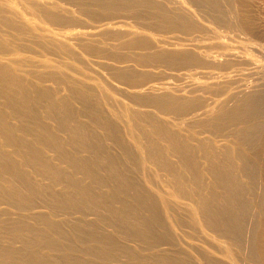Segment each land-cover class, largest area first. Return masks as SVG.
<instances>
[{"label":"bare ground","instance_id":"6f19581e","mask_svg":"<svg viewBox=\"0 0 264 264\" xmlns=\"http://www.w3.org/2000/svg\"><path fill=\"white\" fill-rule=\"evenodd\" d=\"M13 1L0 0V202L23 211L41 196L73 207L75 218L0 213V264H264V41L250 39V19L233 28L226 0H195L242 37L227 39L204 36L210 26L182 0H22L56 25L79 21L68 3L104 17L44 36ZM120 12L141 22L128 27ZM146 24L183 35L159 39ZM124 41L142 63L189 73L147 83L128 61H109ZM98 68L122 84L109 91ZM117 107L134 132L148 128L133 138L154 174L168 176L123 175L141 163L119 139ZM102 138L118 149L104 150ZM106 201L110 208L93 210Z\"/></svg>","mask_w":264,"mask_h":264},{"label":"rangeland","instance_id":"374dc122","mask_svg":"<svg viewBox=\"0 0 264 264\" xmlns=\"http://www.w3.org/2000/svg\"><path fill=\"white\" fill-rule=\"evenodd\" d=\"M15 1H17L16 3L13 1L11 4H12V8L14 9L15 7V9H17V10H15V11H17V12H21V10H23L20 14L21 15H23V17L26 19V20H28V22L33 26V27H35V25L37 26V27H35L33 30H32V34H39V33H41L42 35H43V33H44V36H47V35H50V34H57V36H60L59 34H63L64 33V30L65 31H72V30H75L77 27L79 28H81L82 29V27H87V26H90V25H95L96 23L98 24V22H100L101 20H103L104 19V17H97V16H93V15H90V14H88V13H86V12H84V11H82L79 7H78V5H76V4H74V3H68V5L69 6H71L72 8H73V10L75 11V15L76 16H79L78 18H80L79 19V21H70V22H68V23H65V24H60V25H56V24H53V23H51V22H49L45 17H44V15L36 8V7H34V6H30L27 2H25V1H20V0H15ZM180 1V0H179ZM183 1V3H184V5H186V6H188V7H190L191 8V16L193 17V19L195 20V22H197V23H199V24H206V25H208V26H210V32H203L202 34L204 35V36H207V37H214V36H217V35H223V36H225V38H227V39H242V37L239 35V33H237V32H235L234 30H232V29H230V28H227V27H223L222 25H220V24H218V23H216V22H214V21H212V17H211V15L209 14V12H207V10L206 9H204V7H203V9H200V5H199V2H197V1H195V0H190V1H188V0H182ZM181 1V2H182ZM235 1V2H234ZM222 2H223V0H222ZM222 2H221V4H222ZM225 3H223V8L225 9L227 6H228V8L227 9H225V10H228V12L226 13L227 14V16L229 17V20H230V22H231V24H232V26H233V28H242L245 24V22L247 21V20H249L250 19V21H251V23L253 24V26L252 27H254L253 28V32L252 33H250V35L252 34V37H250V39L251 40H253V41H264V0H226V1H224ZM226 2H228V3H226ZM14 3H15V5H14ZM63 2L62 1H60V4H62ZM199 6H198V5ZM227 4V5H226ZM230 4V5H229ZM234 4V5H233ZM14 5V6H13ZM18 5H20V6H18ZM76 5V6H75ZM24 6H29L30 7V10H25L24 11ZM231 6V7H230ZM22 7V8H21ZM199 7V8H198ZM221 7H222V5H221ZM21 9V10H19V9ZM201 8H202V6H201ZM235 8V9H234ZM240 9V10H239ZM233 10H235V11H233ZM29 11H31L30 13H28ZM229 11H230V13H229ZM24 12H25V14H24ZM27 12V13H26ZM232 12V13H231ZM121 13V12H120ZM117 14L116 16H122V19H125L126 20V22H127V25H128V27H131V26H135L136 24H133V23H137L136 21H139L138 19L136 20V17H135V19L133 18V16L132 15H129V13H121V14ZM236 13V14H235ZM239 13V14H238ZM205 14V15H204ZM207 14V15H206ZM29 15V16H28ZM244 15V16H243ZM26 16L28 17V19L26 18ZM208 16V17H207ZM233 16H234V18H233ZM243 16V17H242ZM30 17V18H29ZM110 17V16H109ZM238 17V18H237ZM241 17V18H240ZM246 17V18H245ZM121 18V17H120ZM209 18V19H208ZM244 18V19H243ZM241 19H243V20H241ZM111 21H113V19H110ZM109 20V21H110ZM136 20V21H135ZM239 20H240V22H239ZM31 21V22H30ZM135 21V22H134ZM242 21H243V23H242ZM128 22H129V24H128ZM131 22H132V24H131ZM141 21H139V23H140ZM38 25H37V24ZM239 23V24H238ZM39 24H41V25H39ZM244 24V25H243ZM44 25V26H43ZM86 25V26H85ZM130 25V26H129ZM138 26H136V27H140V28H142V29H144V25H145V23H142V25H140V24H137ZM155 24H151V25H148V26H150V28L147 26V24H146V30L147 31H149L150 29H151V33L152 34H154L157 38H159V39H165V40H167V41H172V39H174L175 41H176V38H170V37H173L174 35H178V34H180L181 33V31H179V30H173V29H163L162 27H160V26H157V25H155ZM238 25V26H237ZM243 25V26H242ZM155 27V28H153V27ZM235 26H237V27H235ZM240 26V27H239ZM73 27H75V29H72ZM40 28H42L41 29V31H40ZM56 28H58V29H56ZM69 28V29H68ZM79 28V29H80ZM149 28V29H148ZM153 28V29H152ZM237 28V29H238ZM62 29H64V30H62ZM170 30V31H169ZM173 30V31H172ZM34 31V32H33ZM55 31H56V33H55ZM59 31H62V32H59ZM177 31V32H176ZM245 30H243L242 32H244ZM150 32V31H149ZM180 32V33H179ZM251 32V31H250ZM183 33V32H182ZM47 34V35H46ZM181 35H183V34H180V36ZM179 36V37H180ZM174 37H178V36H174ZM178 37V38H179ZM123 41L124 39H120V41ZM126 40V39H125ZM173 40V41H174ZM119 41V42H120ZM120 43H122V42H120ZM124 45H127V46H124V45H122V44H115L114 46H112V49H111V52H110V54L108 55L109 57H108V59H109V61L112 63V64H114L115 66H119V65H121L122 63L121 62H123V61H128L127 63H129V64H132L133 65V67H134V69H136V71L138 72V74H139V76H140V79H142L143 81H147V83H151V81H153L152 82V84H154L155 82H156V85H161V82H163V80L164 81H166V80H170V81H172V79H173V81L172 82H174V83H176V82H180L181 80H178V81H176L177 80V75L179 76V78L178 79H180V76H181V78H182V76L183 77H185L186 75L185 74H183V73H189V70H186V69H184L185 71H182L183 70V68L181 69L180 67H178L177 65H176V69H174V65H169V64H166V63H161V62H159V61H156V60H151L150 62H145V63H142V62H140V61H138L137 60V58H136V55H137V53H141L140 52V50L138 51L137 49H134V48H131L130 46H128V44L127 43H125V41H124V43H123ZM240 44H241V42H240ZM131 49H133V50H131ZM137 50V51H136ZM22 52L21 53H23L22 54V56H27V53H28V55H29V52H26V51H24V50H21ZM211 53V52H210ZM20 54V53H19ZM45 55L47 54V56H49V53H44ZM212 55H214L215 53L214 52H212L211 53ZM52 54H50V56L49 57H54V55H52ZM46 57V56H45ZM174 66V67H173ZM177 68H178V70H177ZM179 69L182 71V72H180L179 71ZM98 70H100V72L102 73L101 75L100 74H98V75H96V73H95V75L96 76H99V77H101V79L102 80H104V82L99 78V77H97L96 79L99 81V83L103 86V87H105V88H107V86L110 88H107L109 91H111L112 92V84H117V85H120V84H122L119 80H117V79H114L112 76H110V74H109V72H108V70L107 69H104V70H102V68H98ZM107 72H106V71ZM179 71V72H177V71ZM176 72V74L177 73H180V74H175V72ZM105 72V73H104ZM141 74H140V73ZM174 72V73H173ZM174 75H176V76H172L173 74ZM183 75H182V74ZM94 75V76H95ZM185 75V76H184ZM95 76V77H96ZM170 76V77H169ZM164 77H166V78H169V79H166L165 80V78ZM173 77V78H172ZM107 78V79H106ZM161 78H162V81H161ZM176 79V80H175ZM175 80V81H174ZM184 80V79H183ZM142 81V83H146V82H143ZM160 83H159V82ZM106 83V84H104L103 85V83ZM112 82V83H111ZM158 82V83H157ZM111 83V84H110ZM49 85V84H48ZM47 85V86H48ZM61 87L59 88V86H58V88H59V91H60V95L63 93V94H65L64 92L66 91V89H63L64 87L62 86V85H60ZM58 88H57V91H58ZM65 90V91H64ZM63 91V92H62ZM114 93V92H113ZM62 94V95H63ZM114 94H116L117 95V93L115 92ZM58 95H59V92H58ZM118 96V95H117ZM125 102H128V99L127 98H122ZM131 103V102H130ZM119 109V110H118ZM116 110H118L117 111V113H121V114H119V116H120V118H121V123H119L118 122V125L120 126H118L119 127V129L120 130H118L119 131V133H121V135L119 136V139H120V141H121V143H122V145L125 147V148H131L130 150L132 151H137L138 152V156H139V158L137 159V161L139 160V163H141V165H138V167L136 166V168H137V170H136V168L129 162H127V166H128V168H130V166L132 165L134 168H133V170L135 171V172H129V173H127V174H123V175H127V176H133V177H135V178H139V180H141V181H143V179L146 177V174L147 175H153V176H158V177H160V178H165L166 176H168V175H166L165 173H157V174H154L156 171V166L155 165H153V164H150L148 161H147V159H145V158H142V156L143 155H141V153H142V151H144V146H141V145H139L138 144V142L136 143V141H135V139H136V136L139 138V136L140 135H138V134H143V131L145 132V130H146V128L143 130H140L141 132H134V131H137V128H138V126L136 125L137 123L136 122H133L131 119H130V114H129V112L126 110V108H124V107H122V109H120L119 107H117L116 108ZM124 110V111H123ZM122 111V112H121ZM128 113H127V112ZM123 117V118H122ZM129 117V118H128ZM78 119V118H77ZM76 119V120H77ZM83 119V118H82ZM81 119V120H82ZM130 119V120H129ZM131 121V122H130ZM89 122V121H88ZM136 123V124H135ZM93 124V123H92ZM134 124V126H132ZM94 125V124H93ZM91 126V125H89V126H91L90 128L91 129H94V131H95V129H96V134H97V132L98 131H100L101 133H103L102 132V130L101 129H99V130H97L98 128L96 127V128H94L95 126ZM122 125V126H121ZM129 125V126H128ZM137 126V128H136V126ZM136 129H135V128ZM144 128V127H143ZM130 129V130H129ZM129 130V131H128ZM147 130H148V128H147ZM147 130H146V132H147ZM138 131H139V129H138ZM146 132L144 133V134H146ZM62 133V132H61ZM95 133V132H94ZM100 133V134H101ZM148 133V132H147ZM98 134H99V132H98ZM97 134V135H98ZM134 134V135H133ZM128 137V138H127ZM133 137H135V139L133 138ZM203 137H207V135H203ZM103 140H101V144L103 145V149L104 150H108V152H112V151H115L116 149H118L117 147H115L116 149L115 150H113V142H111V139L110 140H106L105 138H102ZM137 140V139H136ZM131 142V143H130ZM126 144V145H125ZM115 146H117V145H115ZM133 148V149H132ZM108 152H106V153H108ZM141 152V153H140ZM164 156H167V157H171V156H173V153L172 152H170V151H165V153H164ZM140 160H141V162H140ZM63 161V159H60V161L59 162H62ZM130 166H129V165ZM60 165H62L61 163H60ZM140 166V167H139ZM142 168H144V169H148V170H151V172L152 173H148V172H146L144 169H142ZM134 173H136V174H134ZM108 175H111V174H109V173H107ZM113 174V173H112ZM106 175V174H105ZM115 175V174H114ZM145 176V177H144ZM143 177V179H141ZM184 177H187L186 175H184ZM64 186V185H63ZM62 186V184H60V186L58 185V187L60 188V189H63V188H65V187H63ZM38 198V201H35V205H37L36 206V208L34 207H25L24 209H23V211H21L20 209H17V207L15 206V205H13L14 203L13 202H0L1 204H0V213H2V215H7V216H5V218H6V220H11V218L9 219V217L8 216H11L12 217V219L13 218H15L16 216H14V215H16V212L17 211H19V213L17 212V215H19V216H21V214L23 213V215L22 216H24V214H27V215H30V214H33L32 212H35V213H38V212H40V211H42V214H50V212L49 211H53L55 214H57V215H59V216H56V217H60V216H62V215H65L64 217H66V219H67V217L69 218V219H73V217L75 218V216H73V214L72 213H70L71 212V210H72V208L73 207H71V206H66V207H61V206H52V203H50V202H47V201H44V198L45 197H41L40 196V199H39V197H37ZM41 198H43V200H41ZM13 203V204H12ZM47 203V204H46ZM51 204V206L49 205V204ZM111 203V202H110ZM8 204V205H7ZM47 205H49V206H47ZM12 206V207H11ZM13 206H15V208L13 207ZM92 206H94V205H92ZM96 206H99V207H94L95 209H93L94 211L96 210H98L99 212H101V211H105L106 209H108V208H110L111 207V205H109V202H102V203H100L99 205H96ZM31 208V209H30ZM99 208V209H98ZM34 209V210H33ZM38 209V210H37ZM92 209V208H91ZM105 209V210H104ZM17 210V211H16ZM28 210V211H27ZM24 211H26V212H24ZM73 211H75V210H73ZM82 211V210H81ZM28 212V213H27ZM47 212V213H46ZM49 212V213H48ZM15 213V214H14ZM13 215V216H12ZM27 215H25V216H27ZM85 217V216H84ZM63 218V217H62ZM86 218V217H85ZM58 219V218H57ZM88 220H91V218L90 219H88ZM97 220V219H96ZM91 221H93V219L91 220ZM98 221V220H97ZM94 222V221H93ZM96 222V221H95Z\"/></svg>","mask_w":264,"mask_h":264}]
</instances>
